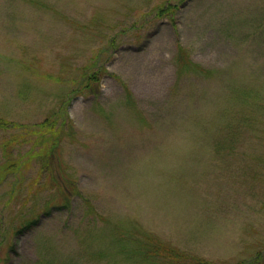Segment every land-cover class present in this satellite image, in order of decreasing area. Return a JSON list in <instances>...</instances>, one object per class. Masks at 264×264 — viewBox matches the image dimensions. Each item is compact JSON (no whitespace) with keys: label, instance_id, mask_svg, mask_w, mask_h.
<instances>
[{"label":"rangeland","instance_id":"1","mask_svg":"<svg viewBox=\"0 0 264 264\" xmlns=\"http://www.w3.org/2000/svg\"><path fill=\"white\" fill-rule=\"evenodd\" d=\"M0 117V264H264V0H0Z\"/></svg>","mask_w":264,"mask_h":264},{"label":"trees","instance_id":"2","mask_svg":"<svg viewBox=\"0 0 264 264\" xmlns=\"http://www.w3.org/2000/svg\"><path fill=\"white\" fill-rule=\"evenodd\" d=\"M164 12H166V11H162V13H164ZM11 125H13V123L8 122L7 120L0 118V130L8 129V128H10ZM7 175H8L7 172L1 171L0 172V181H4L5 178L7 177ZM32 223H36V222H32ZM154 254L158 257H161V259H163V260H165L166 257L167 258L176 257L175 251L173 253L166 252L163 247H155ZM202 261L203 260L197 259V260H195L194 264H203ZM206 264H208V263H206Z\"/></svg>","mask_w":264,"mask_h":264}]
</instances>
